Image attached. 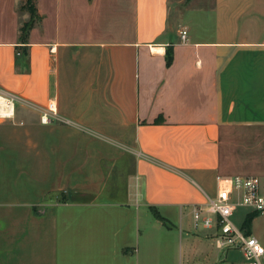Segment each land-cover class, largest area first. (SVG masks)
Returning a JSON list of instances; mask_svg holds the SVG:
<instances>
[{"label":"crops","instance_id":"crops-1","mask_svg":"<svg viewBox=\"0 0 264 264\" xmlns=\"http://www.w3.org/2000/svg\"><path fill=\"white\" fill-rule=\"evenodd\" d=\"M182 2L36 0L21 43L0 0V264H145L217 176L264 177V0Z\"/></svg>","mask_w":264,"mask_h":264},{"label":"built area","instance_id":"built-area-1","mask_svg":"<svg viewBox=\"0 0 264 264\" xmlns=\"http://www.w3.org/2000/svg\"><path fill=\"white\" fill-rule=\"evenodd\" d=\"M179 36L181 42H187L185 30H181ZM48 112H52L51 104L48 106ZM14 120L15 99L9 93L0 90V121ZM56 121V118L45 113L40 117L42 124ZM216 180L218 187L213 198L206 196L204 204L191 205L189 208H182L181 211L189 212L194 231H215L214 243L218 249L240 250L243 260L235 264H264V242L246 230L236 227L231 220L239 206L250 210L244 218V224L252 214L264 212V181L254 175H236L228 178L217 176Z\"/></svg>","mask_w":264,"mask_h":264},{"label":"rangeland","instance_id":"rangeland-1","mask_svg":"<svg viewBox=\"0 0 264 264\" xmlns=\"http://www.w3.org/2000/svg\"><path fill=\"white\" fill-rule=\"evenodd\" d=\"M207 1L208 0H183L181 6L189 5V9H194L195 7H197V4L204 5ZM18 108L19 106L17 105V109ZM249 147L256 148L258 146L251 145ZM259 178L264 181V177L260 176ZM119 184H122V181L120 179L117 182V186ZM110 187L116 188L114 184L113 186H109L107 188L108 190H106V193H104L102 197L108 199V197H113L116 194H114V189H109ZM249 212L250 210L246 207H237L231 218L233 224L242 230H246L252 235L262 237L264 240V212H257L252 214L250 219L248 220V223L244 224V218ZM190 221L191 218L189 219V224ZM187 222L188 219L184 217V219L182 220L181 228L187 229L188 231L190 230L191 226L190 228H188V225L186 224ZM174 224H176V221L174 222ZM254 231L258 232V234H256ZM206 234V231L200 230L197 232L198 236L192 237V235L183 231L180 237L178 236L176 246H174L173 244L167 252H145L143 254V259L146 258L145 264H235L240 263L243 260L242 252L238 249H219L220 252H217V249H215L214 247L216 245L212 242L213 240L211 241L210 238L207 239ZM190 238L195 241V244H197L198 241L200 242L198 247H196L195 249L192 248L191 252H187L186 250H184V244L185 241ZM181 246L183 247L182 249Z\"/></svg>","mask_w":264,"mask_h":264},{"label":"trees","instance_id":"trees-1","mask_svg":"<svg viewBox=\"0 0 264 264\" xmlns=\"http://www.w3.org/2000/svg\"><path fill=\"white\" fill-rule=\"evenodd\" d=\"M35 1L36 0H20L19 11L26 13L28 15V20L23 22L18 29V38L21 43H25V41L27 40L29 31L34 27V25L38 21H40V17L36 9ZM165 59L168 65L171 61V49L170 48L167 49L166 51ZM152 214L157 220L165 224V220L157 213V211L153 210ZM250 217L251 216H249L246 219L245 224L248 223V220L250 219Z\"/></svg>","mask_w":264,"mask_h":264}]
</instances>
